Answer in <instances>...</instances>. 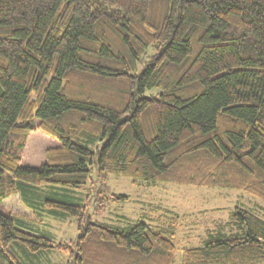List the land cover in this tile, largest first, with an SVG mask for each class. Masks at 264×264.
I'll return each instance as SVG.
<instances>
[{
    "label": "trees",
    "instance_id": "16d2710c",
    "mask_svg": "<svg viewBox=\"0 0 264 264\" xmlns=\"http://www.w3.org/2000/svg\"><path fill=\"white\" fill-rule=\"evenodd\" d=\"M35 129L59 145L22 167ZM92 171L264 202V0H0V264L51 251L66 264H174L163 229L91 220L94 195L73 193ZM14 195L36 218H74L77 236L36 235L5 210ZM228 224L180 264H264V221L234 208Z\"/></svg>",
    "mask_w": 264,
    "mask_h": 264
},
{
    "label": "rangeland",
    "instance_id": "374dc122",
    "mask_svg": "<svg viewBox=\"0 0 264 264\" xmlns=\"http://www.w3.org/2000/svg\"><path fill=\"white\" fill-rule=\"evenodd\" d=\"M58 145V140L40 130H33L26 138L20 166L39 167L45 162L46 150ZM104 179L106 180L100 182L92 171L84 189L73 193L83 203L88 193L94 195L87 206L91 220L118 228H126L141 220L163 229L171 234L177 248L174 264H180L181 249L201 246L208 234L231 233L228 222L234 208L247 210L264 221V202L245 192L168 183L132 184L124 176L110 175ZM91 187L92 190L89 189ZM108 193L126 195L128 200L112 202L105 197ZM3 206L10 214L28 220L36 235L54 241H69L77 236L76 222L72 217L59 219L44 214L41 219L36 218L22 206L15 195L3 201ZM18 257L24 264L67 262V257L57 251L44 254L39 260L31 258L30 262L26 261L22 253H18Z\"/></svg>",
    "mask_w": 264,
    "mask_h": 264
}]
</instances>
